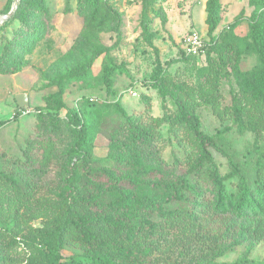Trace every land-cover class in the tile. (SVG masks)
I'll use <instances>...</instances> for the list:
<instances>
[{"label":"rangeland","instance_id":"374dc122","mask_svg":"<svg viewBox=\"0 0 264 264\" xmlns=\"http://www.w3.org/2000/svg\"><path fill=\"white\" fill-rule=\"evenodd\" d=\"M206 6L207 0H0V171L18 179L21 169L16 161L23 160L25 152L49 163L48 115L68 120L79 112L78 121L84 120L87 96L94 102L88 101L85 113L101 128L91 153L98 162L109 164L114 149L105 133L118 107L141 121L160 119L172 112L175 96L186 92L202 130L216 135L228 152H235L242 170L251 176L255 155L264 150V102L252 77L260 64L252 36L254 21L258 14L264 20V7L260 0H219L217 25L208 33ZM193 32L215 40L213 53L183 54L184 39ZM235 53L240 57L236 59ZM157 59L163 72L155 80L152 70ZM107 70L113 92L103 82ZM231 88L248 123L242 133L222 112ZM19 92L26 93V106L17 105ZM168 128L166 122L154 128L164 138L160 158L170 161L172 155L182 153L192 158V138L180 130L176 139ZM211 151L225 172L226 157L215 148ZM80 159L64 158V173H71ZM41 187L24 199L0 179V251L6 264L47 263V232L57 222L53 209L64 195L53 186ZM177 240L200 243L203 237L189 224L171 231L164 245L142 239L131 246L141 258L139 264L147 255L157 264L198 261L181 245L171 244ZM242 251L243 246H237L215 261L234 262ZM59 253L69 259L80 249L64 244ZM249 257L255 262L264 259V239L252 244Z\"/></svg>","mask_w":264,"mask_h":264},{"label":"trees","instance_id":"16d2710c","mask_svg":"<svg viewBox=\"0 0 264 264\" xmlns=\"http://www.w3.org/2000/svg\"><path fill=\"white\" fill-rule=\"evenodd\" d=\"M260 1L264 7V0ZM206 7L208 33H212L218 22L219 0H207ZM254 24L252 36L260 64L252 77L256 93L264 102V20L260 14ZM204 41L198 54H187L182 49L183 54L197 57L213 53L215 40ZM235 55L236 59L240 57L238 53ZM110 71L103 73V82L113 92ZM162 72V63L157 59L153 78L158 80ZM85 98L84 120L78 121L79 112L68 120L52 113L48 115L45 153L51 157L49 163L32 159L25 152L24 159L16 161L21 169L19 180L11 176L13 173L0 171V179L24 199L41 186H53L64 195L63 201L53 209L57 222L47 232L46 264H139L141 258L131 246L134 241L145 239L164 245L171 231L189 224L203 241L177 240L171 244L181 245L182 250L193 253L198 261L169 264H264V259L255 262L249 257L252 244L264 239V150L256 153L253 173L247 175L236 153L228 152L216 135L202 130L200 116L184 92L182 97L175 96L172 112L160 119L149 117L141 121L118 107L105 133L108 146L114 149V159L109 164L98 162L91 147L101 128L85 113L88 101L94 102V98ZM57 99L60 100L59 95ZM222 112L237 132L242 133L248 127L233 88ZM163 122L169 123L168 130L174 138H178L180 130L192 138L195 143L192 158L184 153L172 155L170 161L160 158L164 138L154 128ZM211 148L226 157L225 172L221 171ZM66 157L81 158L71 167V173L63 171L64 161H61ZM164 201L169 206H164ZM64 244L78 247L80 253L63 259L59 248ZM240 245L243 251L234 262L215 261ZM7 262L0 251V264ZM143 262L157 264L149 255Z\"/></svg>","mask_w":264,"mask_h":264},{"label":"built area","instance_id":"2783aa9c","mask_svg":"<svg viewBox=\"0 0 264 264\" xmlns=\"http://www.w3.org/2000/svg\"><path fill=\"white\" fill-rule=\"evenodd\" d=\"M204 39L199 34L193 32L186 36L184 39L182 49L187 54H198L204 45ZM129 93L134 96L136 95L135 90L130 89Z\"/></svg>","mask_w":264,"mask_h":264},{"label":"water","instance_id":"95a60500","mask_svg":"<svg viewBox=\"0 0 264 264\" xmlns=\"http://www.w3.org/2000/svg\"><path fill=\"white\" fill-rule=\"evenodd\" d=\"M10 13H11V10L7 14H5L3 18L8 17ZM15 101L19 107H23L28 104V97L26 93L19 92L15 94Z\"/></svg>","mask_w":264,"mask_h":264}]
</instances>
